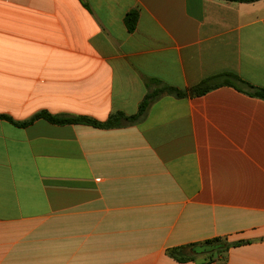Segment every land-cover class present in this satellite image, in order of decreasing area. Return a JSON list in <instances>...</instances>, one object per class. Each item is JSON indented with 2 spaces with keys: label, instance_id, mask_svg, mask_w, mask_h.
I'll return each instance as SVG.
<instances>
[{
  "label": "crops",
  "instance_id": "1",
  "mask_svg": "<svg viewBox=\"0 0 264 264\" xmlns=\"http://www.w3.org/2000/svg\"><path fill=\"white\" fill-rule=\"evenodd\" d=\"M227 74L264 89V0H0V115L105 123L155 81L187 93L112 129L0 119V264H264V100Z\"/></svg>",
  "mask_w": 264,
  "mask_h": 264
},
{
  "label": "trees",
  "instance_id": "2",
  "mask_svg": "<svg viewBox=\"0 0 264 264\" xmlns=\"http://www.w3.org/2000/svg\"><path fill=\"white\" fill-rule=\"evenodd\" d=\"M239 1H249V0H239ZM136 25V16L131 15L128 19V28L130 31H133L135 29ZM224 84L232 86L236 89H238L241 92L246 93L247 95L255 98H259L264 100V89L263 88H257L254 87L244 81H242L239 77L233 74H227L223 77ZM156 88L151 91L143 103L140 106L139 112L137 115L132 117H126L123 114H115L111 116V118L105 122H97L93 119L87 118V117H64V116H53L50 115L47 112H41L35 115L30 121L28 122H15L11 118L7 116L0 115V119L6 120L10 122L12 125L16 127H27L28 125L32 124L34 121L38 119H45L53 124H70V125H86L91 126L94 128L99 129H112V128H118L122 125H128L136 122L140 117H142L147 108L149 107L150 103L154 101L156 98L164 95L169 94L176 97H183L187 93L181 90H178L173 87H169L166 85H163L159 83V81H155ZM215 85L211 84V80L203 81L199 86L193 88L190 90V94L193 96H200L204 95L205 93L209 92L213 88H215ZM225 250V244L221 242L218 239L207 241L204 244L200 245H189V246H183V247H177L173 248L169 251L170 257L175 259L177 262L185 263L188 261H191L194 257V255L198 254H216L219 256L223 255V252Z\"/></svg>",
  "mask_w": 264,
  "mask_h": 264
}]
</instances>
